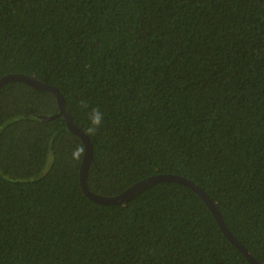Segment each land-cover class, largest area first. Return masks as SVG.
<instances>
[{
	"label": "trees",
	"instance_id": "1",
	"mask_svg": "<svg viewBox=\"0 0 264 264\" xmlns=\"http://www.w3.org/2000/svg\"><path fill=\"white\" fill-rule=\"evenodd\" d=\"M9 74L58 88L85 133L104 113L93 193L186 177L264 263V0H0ZM59 112L51 91L0 90V264H251L184 184L89 198L72 159L84 143Z\"/></svg>",
	"mask_w": 264,
	"mask_h": 264
},
{
	"label": "water",
	"instance_id": "2",
	"mask_svg": "<svg viewBox=\"0 0 264 264\" xmlns=\"http://www.w3.org/2000/svg\"><path fill=\"white\" fill-rule=\"evenodd\" d=\"M12 81H22L25 82L33 87H35L38 90H48L53 92L58 99V104H59V109L60 112L57 115H63L66 122L67 126L72 131L73 133L77 134L83 141L84 146H85V152H84V157L81 165V171H80V182L82 185V188L85 192V194L91 198L93 201L100 203V204H105V205H119V204H124L131 199H133L136 195L141 193L143 190L148 188L149 186L160 183V182H178L181 184H184L190 188H192L208 205L212 213L214 214V217L221 228V230L224 232L226 237L243 253V255L248 259V261L251 264H264L260 261H258L251 252L240 242L236 236L230 231L228 228L227 224L225 223L219 209L217 208L216 203L210 198V196L200 187L198 186L195 182L192 180L175 175V174H157L150 176L148 178H145L131 187H129L127 190L122 192L119 195L116 196H103L99 194L93 193L88 186L87 178H88V171L91 165V162L93 161V147L92 143L90 141L89 136L82 130L80 129L72 120V117L68 113L65 107V99L61 91L56 88L55 86H52L50 84L44 83L39 81L33 76L25 75V74H9L6 75L2 78H0V90L7 85L8 83ZM57 115L53 116H42L43 120H51L54 119Z\"/></svg>",
	"mask_w": 264,
	"mask_h": 264
},
{
	"label": "clouds",
	"instance_id": "3",
	"mask_svg": "<svg viewBox=\"0 0 264 264\" xmlns=\"http://www.w3.org/2000/svg\"><path fill=\"white\" fill-rule=\"evenodd\" d=\"M81 108H87V101L81 99L79 102ZM88 127L86 129V134L89 136H95L97 132L101 129L104 124V113L99 109V107L92 108L88 114ZM84 155V148L78 146L72 151V159L80 160Z\"/></svg>",
	"mask_w": 264,
	"mask_h": 264
}]
</instances>
